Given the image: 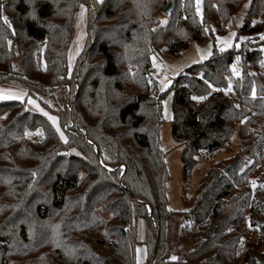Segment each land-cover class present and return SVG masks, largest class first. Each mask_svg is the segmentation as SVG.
I'll list each match as a JSON object with an SVG mask.
<instances>
[{
  "label": "trees",
  "instance_id": "obj_1",
  "mask_svg": "<svg viewBox=\"0 0 264 264\" xmlns=\"http://www.w3.org/2000/svg\"><path fill=\"white\" fill-rule=\"evenodd\" d=\"M245 1L201 0L199 10L197 0H0V84L27 91L0 100V264H136L140 219L145 264H264V0L248 1L238 47L172 83L184 189L200 159L230 148L238 132L234 155L212 163L183 211L168 207L163 93L150 75L153 54L178 56L224 33ZM82 4L88 36L69 76ZM39 95L57 99L61 127L72 124L67 143L27 108ZM247 222L259 256L242 254Z\"/></svg>",
  "mask_w": 264,
  "mask_h": 264
},
{
  "label": "rangeland",
  "instance_id": "obj_2",
  "mask_svg": "<svg viewBox=\"0 0 264 264\" xmlns=\"http://www.w3.org/2000/svg\"><path fill=\"white\" fill-rule=\"evenodd\" d=\"M98 1H102V0H98ZM248 1L249 0H246L237 11L232 12L227 22L224 33L217 34L215 35V37H209L203 41H192L190 45L187 48L183 49L178 56L170 55L167 52V50H161L153 54L151 57L152 68L150 70V75L154 80L157 81L159 90L160 92L163 93L162 96L163 120L160 126L159 144L162 151L164 152L166 166L168 169V179L166 183L168 207L173 210L183 211L187 208L186 199L190 198L193 195L203 175L206 173L207 169L212 165L213 162L234 155L237 149L236 144L238 142V132L234 134L232 141L233 144L230 148L218 152L217 154H215V156L200 159L197 167L192 172V176L187 185V188L184 189L183 177H182L183 146L174 139L171 132L172 119H173V90L171 87L172 83L174 82V79L177 76H179L180 73L184 72L192 64L210 58L216 51L220 52L224 50L233 49L239 46V41L237 40L236 36L238 34L239 27L244 20V16L248 6ZM198 9L201 10V0L198 4ZM165 22H167V16L163 13L162 23ZM86 25H87V6L82 4L80 5L75 15L72 43L68 53L69 76H71L72 68L77 58V55L82 50L86 42L88 36ZM225 40L231 46H226ZM164 84H166L167 86L163 87ZM162 87L163 90H161ZM58 93L60 94L61 90H59ZM26 94L27 91L25 89L15 87L13 85H9L6 83L0 84V96L6 97V98H0V100L16 99L15 97L18 95L23 96L24 97L23 99H25ZM29 98L34 100L35 104H29L28 103ZM56 100L57 99L54 97L43 96V95H39V97L37 98L30 96L27 98L26 106L28 109L41 112L43 115L44 112H47L49 116H55L57 118V116L53 112V109L57 108ZM40 109H43V112L40 111ZM45 117L48 119V116ZM49 121L53 125L52 121L51 120ZM57 125L59 126L60 131L66 137V142L64 140L62 141L64 143H67L68 139L66 135V128L69 129L72 124L70 123L65 127H61L57 118ZM58 135L60 137V133H58ZM73 151L74 150L72 148H68L66 150V153L72 154ZM122 168L125 167L122 166ZM140 221L143 222L142 219L139 220V223ZM247 224L249 223L247 222ZM180 244L179 245L181 246V249L183 248L184 250L188 248V245L184 243L183 239H180ZM141 248L142 247L140 246L137 247L136 249V264H140L138 258L140 259ZM262 251H263V247L258 248L257 256H259V254ZM30 264H38V263L31 261Z\"/></svg>",
  "mask_w": 264,
  "mask_h": 264
},
{
  "label": "built area",
  "instance_id": "obj_3",
  "mask_svg": "<svg viewBox=\"0 0 264 264\" xmlns=\"http://www.w3.org/2000/svg\"><path fill=\"white\" fill-rule=\"evenodd\" d=\"M259 68L262 72H264V61L260 62ZM230 95L235 96V93L231 92ZM260 246L261 240L259 239L257 232L252 229L248 224H245L244 236L242 241V254L245 255V253L252 247L260 248Z\"/></svg>",
  "mask_w": 264,
  "mask_h": 264
},
{
  "label": "snow or ice",
  "instance_id": "obj_4",
  "mask_svg": "<svg viewBox=\"0 0 264 264\" xmlns=\"http://www.w3.org/2000/svg\"><path fill=\"white\" fill-rule=\"evenodd\" d=\"M199 2H200V0H197V4H199ZM2 7H3V5H0V8H2ZM82 7H83V6H82ZM2 18L4 19L5 23H8L7 17H2ZM221 39H223V38H221ZM242 39H243V38H242ZM225 45H226V46H231V45H229V44L227 43L226 40H225ZM222 50H223V49H222ZM237 59H238V58H237ZM162 83H163V82H162ZM166 86H167L166 84L163 85V87H166ZM163 87L161 88V90H163ZM0 98H6V97L0 96ZM15 98H16V99H23L24 97L18 95V96H16ZM193 99L203 100L204 97H193ZM28 103H29V104H35V101L32 100L31 98H29V99H28ZM37 107H38V106H37ZM40 111L43 112V109H40ZM44 115H45V116H48V119L52 121L53 125L55 126V130H56V132L60 133V139H61V140H64V141L66 142V137H65L64 134L60 131V128H59V126L57 125V118H56L55 116H49L47 112H44ZM25 134H26V135H30V133H27V132H26ZM37 134H38V135H41V136L43 135V133H42L40 130H37ZM253 186H255V182H253ZM249 226H251V225H249ZM241 242H242V241H241ZM171 259L175 260V259H177V258H176L175 256H173V257H171Z\"/></svg>",
  "mask_w": 264,
  "mask_h": 264
},
{
  "label": "crops",
  "instance_id": "obj_5",
  "mask_svg": "<svg viewBox=\"0 0 264 264\" xmlns=\"http://www.w3.org/2000/svg\"><path fill=\"white\" fill-rule=\"evenodd\" d=\"M138 235H139V239H140V243L138 244L137 247H142L140 250V259L138 258V261H140V264H145L146 262V247L143 243L144 237H145V225L144 222L140 221V223L138 224ZM173 264V263H172Z\"/></svg>",
  "mask_w": 264,
  "mask_h": 264
},
{
  "label": "water",
  "instance_id": "obj_6",
  "mask_svg": "<svg viewBox=\"0 0 264 264\" xmlns=\"http://www.w3.org/2000/svg\"><path fill=\"white\" fill-rule=\"evenodd\" d=\"M173 10V2L169 1L168 4L166 5V7L163 9V13L166 16H170ZM235 162H232L230 164H228L224 169L223 172L227 173L233 166H234Z\"/></svg>",
  "mask_w": 264,
  "mask_h": 264
}]
</instances>
